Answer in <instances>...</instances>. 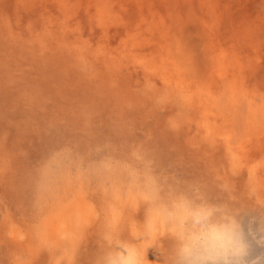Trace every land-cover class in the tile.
<instances>
[{
    "label": "rangeland",
    "instance_id": "rangeland-1",
    "mask_svg": "<svg viewBox=\"0 0 264 264\" xmlns=\"http://www.w3.org/2000/svg\"><path fill=\"white\" fill-rule=\"evenodd\" d=\"M189 42L213 65L211 98L232 85L223 101L264 104V0H0V264H99L119 217L141 264H162L146 234L149 175L233 197L259 238L264 133L242 153L226 124L198 123L197 83L179 81ZM95 232L100 253L85 258Z\"/></svg>",
    "mask_w": 264,
    "mask_h": 264
},
{
    "label": "clouds",
    "instance_id": "clouds-1",
    "mask_svg": "<svg viewBox=\"0 0 264 264\" xmlns=\"http://www.w3.org/2000/svg\"><path fill=\"white\" fill-rule=\"evenodd\" d=\"M146 234L162 264H264V228L257 238L254 220L234 198H213L206 186H174L145 179ZM144 233H137L140 238ZM167 241V244H165ZM99 264H141L135 245L113 238Z\"/></svg>",
    "mask_w": 264,
    "mask_h": 264
},
{
    "label": "bare ground",
    "instance_id": "bare-ground-1",
    "mask_svg": "<svg viewBox=\"0 0 264 264\" xmlns=\"http://www.w3.org/2000/svg\"><path fill=\"white\" fill-rule=\"evenodd\" d=\"M103 6V5H102ZM73 15V14H72ZM104 18L106 20H108L110 18V13H105L104 15ZM83 21V20H82ZM85 21H83L84 23ZM78 23V22H77ZM106 23V22H105ZM82 24V22H81ZM79 24V25H81ZM74 30V29H73ZM77 35V34H76ZM75 35V36H76ZM82 36V35H81ZM78 37H80L78 35ZM77 38V36H76ZM80 39V38H79ZM81 41V40H80ZM85 41V40H84ZM83 42V41H82ZM84 43V42H83ZM87 44V43H86ZM185 48L189 49V54H188V58L190 61L187 63V61L185 62L186 64L180 66L181 68V72H180V76L181 79H179L180 81V84H182L183 82L186 83V81H184L183 79H187L188 82L189 80L193 81V82H189V83H197V92L192 95V101L191 102H196L198 104H201L202 102V105L203 107H206L204 110H203V117L204 119L200 118V124L202 123H211V125L215 126V128L218 127V125H222L221 127H223L225 124V128H227V134H228V138L229 140H231V142L234 144V145H237L235 146L237 148V151H240L242 153H245L246 151H248V145H250L251 147V144H255V142L257 140L259 141H262L261 139H258L261 135V133H264V104L262 106H258V105H255V106H250L248 105V100H245L244 101V105L241 106L239 103H235L233 102L232 100L229 102H225L223 101L224 97L228 98V95L231 93H233V91L235 90V86L233 87L232 85H230L229 87H226L225 88V92H223V94H225V96H222V100L223 102H221L220 100H214L213 97L211 98V95H212V92H210L209 90H207L208 88V83L206 82V77L208 76V78L210 77L209 76V71L206 69L207 68H210L212 69L213 68V65H210V66H207L208 64V59L207 58H204V54L202 53L201 49L199 48L198 49V46L195 45V44H192V43H188V44H185L184 45ZM178 48L177 45H174V50ZM105 49V47H104ZM203 54V55H202ZM190 55V56H189ZM201 56L202 60L203 61H199V57ZM221 60V59H220ZM178 65V64H177ZM223 66H220L219 64L215 63L214 64V75L213 76L214 78H218V79H222V73L224 75V67L222 68ZM222 68V69H220ZM207 73L208 75L205 76L206 79H201L202 76H204L205 74L204 73ZM228 85V84H227ZM186 87V86H184ZM221 87V86H220ZM221 91V90H219ZM234 92H237V91H234ZM228 93V94H227ZM192 94V92H191ZM218 94V93H217ZM227 94V96H226ZM235 94V93H234ZM229 95V96H230ZM217 96V95H216ZM234 96V95H233ZM220 98V99H221ZM230 98V97H229ZM228 98V99H229ZM252 98V97H251ZM190 99V98H189ZM248 99V98H247ZM258 101V100H257ZM190 102V101H188ZM197 103H195L197 105ZM241 103V102H240ZM264 103V102H263ZM194 105V106H196ZM260 105V103H259ZM199 108L201 105H198ZM198 106H196L198 108ZM207 111H210V112H213L214 114H216L215 116H213V118H211L212 121L208 120V112ZM238 111V113L235 115V112ZM234 112V114H232ZM223 115V116H221ZM235 115V116H234ZM212 126V127H213ZM230 133H229V132ZM235 131V133H231ZM239 131V132H238ZM223 132V131H222ZM213 135V134H212ZM219 135V134H218ZM256 138V140H252V138ZM242 138H249L248 140H242ZM216 141V140H215ZM258 142V141H257ZM229 144V143H228ZM221 145V144H220ZM231 145V144H230ZM233 145V146H234ZM224 147V146H223ZM249 147V149H250ZM263 148V146H262ZM231 152V151H230ZM235 153V152H234ZM238 154V153H237ZM256 154H258V152H256ZM240 155L242 156V159L240 160H244L245 158L243 157V155L240 153ZM249 155V154H248ZM250 156V155H249ZM226 157V156H225ZM238 157V156H237ZM151 158V157H150ZM241 158V157H240ZM233 159V158H232ZM231 159V160H232ZM247 159V158H246ZM235 161V160H233ZM145 162H148V161H145ZM144 162V163H145ZM234 164V163H233ZM148 166V165H147ZM235 166V165H234ZM146 167V166H145ZM229 167V166H228ZM231 167V166H230ZM243 167V166H242ZM249 167V166H248ZM144 168V167H143ZM142 168V169H143ZM147 169V168H145ZM232 169V168H231ZM240 169V168H239ZM151 170V169H150ZM234 170V169H233ZM238 170V169H237ZM147 171V170H146ZM130 172V171H129ZM226 173V172H225ZM244 173V172H243ZM242 173V174H243ZM255 173V172H254ZM241 174V173H240ZM241 174V175H242ZM253 176V175H252ZM56 180V179H55ZM191 180V179H190ZM186 182V181H185ZM49 183V182H48ZM56 184V183H55ZM255 185V184H254ZM137 186V185H136ZM44 188V187H43ZM58 190V189H57ZM47 191V190H45ZM141 194V193H139ZM43 195V194H42ZM46 195V194H45ZM47 196V195H46ZM45 196V197H46ZM138 196V195H137ZM221 196V195H220ZM136 198V197H135ZM143 198V197H142ZM40 199V197H39ZM38 199V200H39ZM47 199V198H45ZM43 199V200H45ZM42 201V200H41ZM134 210V209H133ZM116 216V215H115ZM109 218V222L110 224H112L113 219L115 217H108ZM140 218V217H139ZM125 219H127V217H125ZM123 219L119 217V220L117 221V223L115 224V227H113V229L117 232H112V229H111V238L110 240H112L113 238H119L121 241H122V234L121 233V224H122V221ZM129 223L131 224H128L127 225V228H129V230L131 228H133L134 226V221H128ZM126 228V232L128 231V229ZM97 229L96 232L99 230V231H103L105 232L108 228H105V229H100V228H95ZM75 230V229H74ZM94 232V230H92ZM120 231V232H119ZM83 232V231H82ZM96 232L94 233L95 235L93 236L92 233L91 235L89 236V242H88V247H86V250L89 251L90 249H96V254H99L100 251L98 249L101 248V245H103V241L101 242V240L99 238H96ZM100 233V232H99ZM102 233V232H101ZM83 237V236H82ZM52 238V237H51ZM97 241H99V243H97ZM100 244V245H99ZM98 246V247H97ZM91 251V250H90ZM90 251L85 253L84 257L85 258H89V254H90ZM105 253V252H104ZM103 253V255H104ZM150 253L149 252H146L144 255H149ZM144 259H146V257H144ZM85 261V260H84ZM83 261V262H84ZM89 262H92V261H89Z\"/></svg>",
    "mask_w": 264,
    "mask_h": 264
}]
</instances>
